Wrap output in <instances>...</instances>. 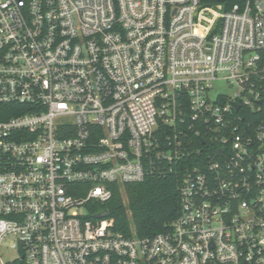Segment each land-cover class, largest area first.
Wrapping results in <instances>:
<instances>
[{
    "label": "built area",
    "instance_id": "obj_1",
    "mask_svg": "<svg viewBox=\"0 0 264 264\" xmlns=\"http://www.w3.org/2000/svg\"><path fill=\"white\" fill-rule=\"evenodd\" d=\"M262 114L264 0H0V264H264ZM168 170L169 230L98 216Z\"/></svg>",
    "mask_w": 264,
    "mask_h": 264
},
{
    "label": "trees",
    "instance_id": "obj_2",
    "mask_svg": "<svg viewBox=\"0 0 264 264\" xmlns=\"http://www.w3.org/2000/svg\"><path fill=\"white\" fill-rule=\"evenodd\" d=\"M207 4L227 3L235 0H203ZM262 116H264L262 114ZM178 175L164 172L140 182L114 184L111 199L98 205L114 218V229L129 235L133 229L139 236L165 232L179 212Z\"/></svg>",
    "mask_w": 264,
    "mask_h": 264
},
{
    "label": "rangeland",
    "instance_id": "obj_3",
    "mask_svg": "<svg viewBox=\"0 0 264 264\" xmlns=\"http://www.w3.org/2000/svg\"><path fill=\"white\" fill-rule=\"evenodd\" d=\"M215 90L216 92H227L229 94L234 93V89H231L230 86L225 81H219L215 84ZM15 257L14 252L9 251L3 255V258L6 261H11Z\"/></svg>",
    "mask_w": 264,
    "mask_h": 264
},
{
    "label": "water",
    "instance_id": "obj_4",
    "mask_svg": "<svg viewBox=\"0 0 264 264\" xmlns=\"http://www.w3.org/2000/svg\"><path fill=\"white\" fill-rule=\"evenodd\" d=\"M238 108H239V106H237V109ZM108 215H109V211L108 210H104L98 216L99 217H104V216H108Z\"/></svg>",
    "mask_w": 264,
    "mask_h": 264
}]
</instances>
